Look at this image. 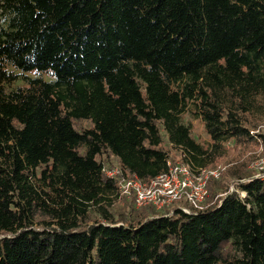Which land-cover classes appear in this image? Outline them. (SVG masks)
I'll return each mask as SVG.
<instances>
[{
	"label": "trees",
	"instance_id": "obj_1",
	"mask_svg": "<svg viewBox=\"0 0 264 264\" xmlns=\"http://www.w3.org/2000/svg\"><path fill=\"white\" fill-rule=\"evenodd\" d=\"M0 13V264H264L249 158L226 173L250 178L246 198L215 199L211 180L195 215L137 208L103 173L149 182L171 149L201 168L229 143L254 150L264 0H0Z\"/></svg>",
	"mask_w": 264,
	"mask_h": 264
},
{
	"label": "built area",
	"instance_id": "obj_2",
	"mask_svg": "<svg viewBox=\"0 0 264 264\" xmlns=\"http://www.w3.org/2000/svg\"><path fill=\"white\" fill-rule=\"evenodd\" d=\"M260 142V154L250 169L256 174L252 179L264 178V142L263 135H256ZM103 173L111 180H117L120 194L127 198H134L137 208L154 207L157 210L174 208L186 214H197L205 209V202L209 196L208 184L211 180L221 177L222 169L197 167L190 162L167 160V171L158 177L145 182L137 176H125L119 166L103 169ZM250 179L238 182V186ZM241 199L246 198L242 192Z\"/></svg>",
	"mask_w": 264,
	"mask_h": 264
},
{
	"label": "rangeland",
	"instance_id": "obj_3",
	"mask_svg": "<svg viewBox=\"0 0 264 264\" xmlns=\"http://www.w3.org/2000/svg\"><path fill=\"white\" fill-rule=\"evenodd\" d=\"M2 24H3V19L0 13V26ZM26 76L29 78L36 77V75L34 74H27ZM44 78H47V77L44 76ZM23 83H24L23 76H19V79L11 87H18V86L23 85ZM183 121L185 124H192V127H193L192 136L194 137L195 140H197L199 143H202V144H208L210 142V138L204 129V125L201 119H195L191 114L186 113L183 116ZM90 125L91 124L88 121H81L77 123V128L83 129V128L90 127ZM250 133L253 136V139L256 143L253 151H247V153H242L240 149H236L232 145V143H229L227 144V149H228L227 155L224 158H222L220 161H218L216 166L212 168H208V169H214L216 167H220L222 169L220 179L215 180L216 183L213 185L211 183L212 186L210 185L211 186L210 191L212 190L213 193L217 194L215 199L218 198L219 201L230 194H237L240 197L242 193V191L239 189V186L237 185L238 182L242 180L226 175L228 168H229V164H232L233 162H238L239 158L241 159L249 158L247 170H250L253 173L251 178H253L256 174V172L253 169H250V167L260 154V142L258 141V138L256 137V135H263V142H264V121L260 122V124H258L255 128H252ZM165 149L166 150L171 149L167 143H165ZM169 156H171L172 160L174 161L180 160L179 154L178 152H176L175 149L170 150ZM243 180H247V179H243ZM210 197L212 198L213 196L210 194ZM211 198L209 200H211ZM209 200H208V203L210 202ZM124 205H125V202L123 200L117 201L113 208V211H115L113 213L114 214L116 213L117 215V213H119L122 210ZM176 210L178 209L174 208L172 212L170 211V209H168L166 213L167 215L171 216Z\"/></svg>",
	"mask_w": 264,
	"mask_h": 264
}]
</instances>
